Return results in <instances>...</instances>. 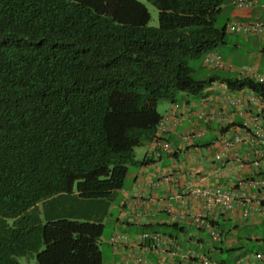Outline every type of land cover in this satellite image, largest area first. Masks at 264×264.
<instances>
[{
    "label": "trees",
    "instance_id": "1",
    "mask_svg": "<svg viewBox=\"0 0 264 264\" xmlns=\"http://www.w3.org/2000/svg\"><path fill=\"white\" fill-rule=\"evenodd\" d=\"M0 0V240H99L103 222L45 217L39 202L109 196L160 100L197 91L189 59L225 41V0ZM264 98L250 76H218ZM102 264L98 241H0V264Z\"/></svg>",
    "mask_w": 264,
    "mask_h": 264
},
{
    "label": "crops",
    "instance_id": "2",
    "mask_svg": "<svg viewBox=\"0 0 264 264\" xmlns=\"http://www.w3.org/2000/svg\"><path fill=\"white\" fill-rule=\"evenodd\" d=\"M249 1L251 5L238 6L233 0H225L218 13L221 19V24L218 25L225 24L232 17L247 20L264 18L263 0ZM227 33L242 35L244 41L251 40L253 43L246 48L247 63L240 65L239 70L236 65L230 64L233 54H220L216 46L214 50L229 63V66L223 67L228 71L226 76L232 77L231 72L236 73L233 76H243L245 69L249 67L255 72L264 73V32L246 35L229 31ZM248 36L255 38L246 40ZM203 64L213 67L204 63V60ZM213 75L215 78L201 89L179 92L175 101L162 102L161 110L157 105L162 114L174 105V115L167 116L168 128L164 131L170 148L160 149L157 154H148L153 148L151 142L135 147V157L146 158L147 161L128 164L122 187L109 196L98 198L81 197L76 191L50 197L39 202L41 213L49 218L72 216L102 221L107 210L117 206L113 230L122 223L128 226L127 232L130 235L142 230H159L173 235L177 240H214L210 238L208 229L195 220V214H200L201 220H210L214 227L224 232L220 240H237L241 225H257L263 219L259 213L252 212L244 218L239 213V206L228 211L221 210L214 203L209 207L205 205V199L201 195L192 193L194 186L209 189H214L218 184L236 187L242 178L264 175V125L261 121L264 116V98L247 87H228L218 77V73L208 72L207 75L195 78ZM238 95L244 96V99L241 102H231L230 98ZM248 96L252 97L249 99ZM222 115L226 116L224 121ZM186 131L199 132L183 138L182 133ZM233 134H246V137L225 149L221 157H216L224 139ZM252 158L259 159L258 167L251 164ZM164 175H168L169 179H164ZM134 191L136 193L132 194ZM250 192L258 195L260 187H251ZM116 196L119 197L117 204L113 203L114 199L111 202L107 198H117ZM134 196L138 198L136 203L132 201ZM182 197L186 198L185 202H181ZM254 238L262 240L260 236ZM178 243L215 259V252L235 250L237 241ZM128 248L137 250L148 262H155L157 258V253L144 251L135 244ZM113 255L114 264H121L119 257L115 253ZM186 264L202 263L191 259Z\"/></svg>",
    "mask_w": 264,
    "mask_h": 264
},
{
    "label": "built area",
    "instance_id": "3",
    "mask_svg": "<svg viewBox=\"0 0 264 264\" xmlns=\"http://www.w3.org/2000/svg\"><path fill=\"white\" fill-rule=\"evenodd\" d=\"M238 6L251 5L249 0H233ZM264 5V0L262 2ZM226 29L231 32L249 34L264 32V18H255L251 20L232 17L226 23ZM204 60L207 64L212 66H224L226 62L221 56L215 51H208L205 54ZM245 75L250 76L260 82L264 83V73H258L249 67L245 69ZM252 96H248L250 99ZM262 97V96H260ZM244 96L231 97V102H241ZM264 111V110H263ZM174 113V106L169 109L168 115ZM165 115L166 118L168 116ZM161 118L157 125V136L152 140V151L157 154L159 149L169 148V143L163 137V132L167 128L164 117ZM226 118L222 115V120ZM256 119V117H255ZM264 125V116L261 119ZM199 131L195 132H183V138H188L194 134H198ZM246 137V134H233L232 136L224 139L222 142V148L215 154L216 157H221L225 149L237 144L242 138ZM253 140V138L251 139ZM254 167H258L260 162L258 158H252L250 160ZM164 179H169L168 175L163 176ZM260 187V192L255 195L250 192L251 187ZM134 191L132 194H135ZM192 193L201 195L205 199V205L211 206L212 203L219 206L221 210L228 211L234 210L235 207H240V215L244 218L248 217L252 212L259 213L264 219V175L258 174L257 176H250L242 178L237 183L236 187H224L218 184L214 189L202 188L194 186ZM137 196H134L132 200L134 203L137 202ZM186 198L182 197L181 202H185ZM128 212L127 210H125ZM195 220L201 222L209 232L211 239L219 240L223 237L221 230L213 226L210 220H201L200 214H195ZM108 240H177L173 235L159 231V230H142L134 235H130L127 231L115 229L109 235ZM113 252L121 260V264H186L189 260H197L202 264H226L224 262L216 261L215 259L209 258L205 255H201L190 248L182 247L178 241H109ZM132 244L137 245L140 249L148 252L157 253L155 262H148L137 250H131ZM264 264V253L263 252H249L243 256L235 259L233 264Z\"/></svg>",
    "mask_w": 264,
    "mask_h": 264
},
{
    "label": "rangeland",
    "instance_id": "4",
    "mask_svg": "<svg viewBox=\"0 0 264 264\" xmlns=\"http://www.w3.org/2000/svg\"><path fill=\"white\" fill-rule=\"evenodd\" d=\"M144 2L147 4L149 7V10L151 12V18H150V23L151 24H156L157 23V9L154 7V5L147 1L144 0ZM225 16V15H224ZM217 24H221V19L218 17V21L216 22ZM241 34V33H238ZM245 35V34H244ZM255 37L248 36V38H245L246 40L249 39H254ZM232 46V44H234ZM253 41H244V37L242 35L237 36L234 33H227L225 36V43H219L217 45V50L220 54H233V60L230 62V64L233 66L236 65L238 70L240 69V65H244L247 63L246 60V54H247V49L250 44H252ZM232 46V47H231ZM227 64H229L227 62ZM189 65L192 68L191 75L193 77H200L204 76L205 74L207 75L208 72H214L218 73V76L225 77L228 71L225 68H215V67H209L205 64H203V55L193 57L189 59ZM235 72H231V75H235ZM165 100H160L158 103V108L161 110V103L164 102ZM117 197V196H116ZM108 200L111 202L114 201L113 203L117 204L119 202V197L117 198H111L107 197ZM115 217H117V206L115 208H109L105 214V217L103 218V230L102 234L99 238V240H108L109 235L111 234L113 227H114V221ZM117 229L120 230H128V226L123 225L120 223L118 225ZM170 229V228H168ZM172 230V229H171ZM246 235H249L250 237H247ZM260 236L262 237V240H264V219L259 220L257 225H241L238 229V233L236 236L237 240H257L254 237ZM99 249L101 251L102 255V264H114L112 257L113 251L112 247L109 244V241H98ZM220 247V244L218 245ZM225 248V246H223ZM264 252V241L259 242V241H237L236 243V249L233 251H226L223 250L222 252L218 251L214 253L215 259L216 260H226L223 261L226 264H233L235 258L237 256H243L246 253L249 252ZM19 260L23 264H34L35 259L29 258L25 259V257H20Z\"/></svg>",
    "mask_w": 264,
    "mask_h": 264
},
{
    "label": "clouds",
    "instance_id": "5",
    "mask_svg": "<svg viewBox=\"0 0 264 264\" xmlns=\"http://www.w3.org/2000/svg\"><path fill=\"white\" fill-rule=\"evenodd\" d=\"M237 18V17H236ZM230 20V19H229ZM227 23V22H226ZM227 30V29H226ZM228 31V30H227ZM229 32H231V31H229ZM236 33V32H235ZM246 35V34H245ZM209 51H215L214 49H211V50H209ZM208 52V51H207ZM207 52H205V54L207 53ZM216 52V51H215ZM218 53V52H217ZM205 54L203 55V60H204V57H205ZM219 54V53H218ZM220 55V54H219ZM221 56V55H220ZM221 58H222V56H221ZM225 62H226V64L224 65V66H221V67H218V66H213V67H218V68H223V67H225V66H229V64H227V61L224 59V58H222ZM204 63H206L205 62V60H204ZM207 64V63H206ZM209 65V64H208ZM210 66H212V65H210ZM174 105H172L171 106V108L173 107ZM168 111H169V109L165 112V114H162V118H163V116H165L166 114L168 115ZM170 115H174V113L173 114H170ZM170 115H168V116H170ZM164 119H165V122H166V116L164 117ZM166 125H167V128H168V124H167V122H166ZM167 128L165 129V130H167ZM163 137H164V132H163ZM165 138V137H164ZM166 139V138H165ZM167 140V139H166ZM167 142H168V140H167ZM169 143V142H168ZM151 144H152V142H151ZM169 148H170V144H169ZM169 148H167V149H169ZM160 150V149H159ZM159 150H158V152H159ZM148 154H155L153 151H152V149L149 151V153ZM234 186H232V188H233ZM214 226V225H213ZM219 229V228H218ZM219 230H221V229H219ZM222 231V230H221ZM222 233H223V235H224V232L222 231ZM223 238V237H222ZM221 238V239H222ZM220 240V239H219ZM256 252H258V251H256ZM264 253V252H263ZM238 257H240V256H237L236 258H238ZM235 258V259H236ZM216 261H218V260H216ZM235 261V260H234ZM219 262H223V261H219ZM234 263V262H233Z\"/></svg>",
    "mask_w": 264,
    "mask_h": 264
}]
</instances>
